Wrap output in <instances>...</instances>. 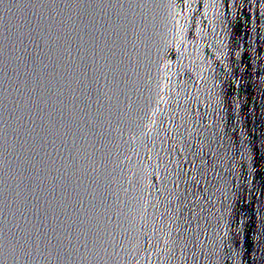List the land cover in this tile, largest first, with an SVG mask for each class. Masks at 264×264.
Masks as SVG:
<instances>
[{"label":"water","instance_id":"95a60500","mask_svg":"<svg viewBox=\"0 0 264 264\" xmlns=\"http://www.w3.org/2000/svg\"><path fill=\"white\" fill-rule=\"evenodd\" d=\"M0 264H264V0H0Z\"/></svg>","mask_w":264,"mask_h":264}]
</instances>
